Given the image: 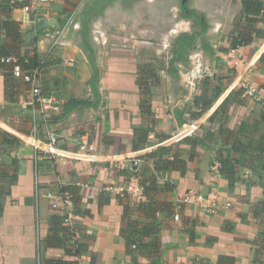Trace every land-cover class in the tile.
Returning a JSON list of instances; mask_svg holds the SVG:
<instances>
[{
	"label": "crops",
	"instance_id": "0c3cea01",
	"mask_svg": "<svg viewBox=\"0 0 264 264\" xmlns=\"http://www.w3.org/2000/svg\"><path fill=\"white\" fill-rule=\"evenodd\" d=\"M54 2L60 3L52 0L50 8ZM117 3L107 5L111 21ZM129 3L141 5L125 9L123 19H142V26L124 23L117 31L125 40L108 37L89 49L82 37L84 16L49 12V30L36 37L32 48L25 42L32 23L23 5L0 1V44L10 41L7 21L20 32L24 50L38 54L42 92L58 102L48 119L39 107L26 106L31 84L13 73L15 56L0 54V264H43L46 256L69 259L65 246L47 242L64 214L44 195L47 191L70 195L76 204L82 264H264V169L259 165L264 155L231 150L237 140L257 142L264 134V101L242 86L247 82L264 91V10L246 16L244 0ZM138 7L141 12H134ZM191 10L208 27L202 34ZM156 18L176 20L159 28L163 45H139L128 37L149 38ZM181 32L197 36L175 72L170 60ZM234 43L241 45L242 61L236 66L226 60ZM169 47V61L152 58L168 54ZM9 57L13 60L3 61ZM64 58H74L75 65L64 64ZM91 64L98 68V93L90 85L96 74L85 70ZM203 75L209 78L202 81ZM216 88L221 92L211 107L194 117L196 96L212 97ZM209 120L216 128L211 137L202 128ZM51 127L67 160L39 157L36 163L25 139L33 132L44 136ZM82 138L95 149L80 150ZM230 151L232 160L240 161L232 174L220 170V159ZM131 178L147 188L142 197H121L108 189ZM189 189L217 191L216 211L189 204L175 219V204Z\"/></svg>",
	"mask_w": 264,
	"mask_h": 264
},
{
	"label": "built area",
	"instance_id": "2783aa9c",
	"mask_svg": "<svg viewBox=\"0 0 264 264\" xmlns=\"http://www.w3.org/2000/svg\"><path fill=\"white\" fill-rule=\"evenodd\" d=\"M1 1V0H0ZM12 5L22 4L26 13L27 20L38 25L39 29L43 31L49 30V25L46 21H41L40 16L46 15L50 9V3L52 0H8ZM264 2V0H263ZM73 21V20H71ZM47 35H50L47 32ZM239 48V47H238ZM238 48L232 49V56L228 59L231 65L236 66L241 63L242 58L237 54ZM13 60L12 58H3V61ZM64 64L70 66L75 65L74 58H64ZM13 73L15 76L20 77L23 81L31 84L30 97L25 101L26 106L39 107L44 119H48L52 116L53 112L58 108V102L54 97L45 96L42 92V86L39 78L40 67H36L33 70H24L18 63L13 65ZM243 88L247 94L257 101H264V91L262 88L249 84L243 83ZM60 135L55 129L47 128L44 136H39L35 132L29 134L25 139V143L33 148L34 158L37 160L39 157H48L55 161L59 160L66 162V155L61 153L60 147ZM79 148L82 151L95 149V145L90 142L87 138H82L79 141ZM118 193L121 197H142L145 193V185L137 178H131L130 180L108 187ZM44 195L52 197L54 200L53 207L61 210L65 215V224L71 227L70 244L76 246L77 242L80 241V237L76 232L75 219L77 214L75 213V203L70 195L54 196L52 191H47ZM219 193L215 190H210L207 193L199 192L195 189H189L184 192L177 200L175 204V219L180 218V211L184 206L189 204H195L200 209L206 212H215L216 206L219 201ZM135 247V245H134ZM82 263V257H79Z\"/></svg>",
	"mask_w": 264,
	"mask_h": 264
},
{
	"label": "trees",
	"instance_id": "16d2710c",
	"mask_svg": "<svg viewBox=\"0 0 264 264\" xmlns=\"http://www.w3.org/2000/svg\"><path fill=\"white\" fill-rule=\"evenodd\" d=\"M8 2V0H5ZM183 9H187L186 6H183ZM264 10V2L263 0H244V13L246 16L248 15H259L261 11ZM191 16L195 17V22L198 26H201V32H205L207 30V26L202 23V17L197 13L196 10L189 11ZM4 26L6 27L8 37H10V41L3 42L0 44V54L4 55H13L17 58L16 63H18L23 69L25 70H33L36 67L40 66L39 56L34 52H29L28 50H24L22 47V41L20 38V32L16 30L15 26L9 25V22H5ZM82 37L86 45L89 49L92 48L91 44L89 43V36L86 32V22L85 20L82 22ZM196 34H189L187 32H181L175 39L174 42V49H173V57L170 60V66L173 71L176 72L175 65L177 61L184 60L186 55L188 54L189 50L195 47V39ZM202 46H205L203 43ZM239 43L232 44L231 48L235 49L240 47ZM260 61H264V53L260 57ZM97 74L94 76L93 80L90 82V85L95 93L99 92L97 86ZM219 88L215 89L214 94L212 97H208L205 94L196 96L195 98V105L198 107L199 111L194 114V117H200L207 109H209L214 101L215 98L218 97L220 94ZM71 108H68V111ZM262 121H264V112L262 115ZM181 122H185V120L181 119ZM247 122L244 121L242 125L241 132L245 130ZM5 138L9 141L15 140V138L9 134L5 133ZM231 150L239 151V152H247L248 150L256 151L258 154L264 155V134H262L257 142L250 140L249 142L244 143L242 140H237ZM221 168L220 170L224 173L232 174L235 171V163H239L240 161L236 160L233 161L231 158V151L228 154L227 158L220 159ZM185 164V161H183ZM259 165L261 168L264 169V162H260ZM256 169V168H255ZM147 188L145 187V192ZM2 198V192H0V200ZM261 206L264 209V200L261 202ZM3 211V207L0 202V214ZM75 213L77 214L76 204H75ZM66 215L58 216V221L60 225L57 229L48 236L47 242H51L55 245L65 246L66 254L69 256V259H65L63 257H49L46 256L43 259V264H82L79 260V257L82 255L84 251V244L82 242H77L76 246L70 244V237L71 235V227L65 224ZM137 247V244L135 245ZM154 247L158 249L157 243L154 244Z\"/></svg>",
	"mask_w": 264,
	"mask_h": 264
},
{
	"label": "rangeland",
	"instance_id": "374dc122",
	"mask_svg": "<svg viewBox=\"0 0 264 264\" xmlns=\"http://www.w3.org/2000/svg\"><path fill=\"white\" fill-rule=\"evenodd\" d=\"M111 0H59V4L55 5V2L52 4V7L49 9V12H56L57 15L62 16V15H70L72 13H76L78 16H84V20L86 22V32L88 33L89 36V43L90 44H101V43H107L109 41L108 37H111L112 40H118L121 41L125 40L122 37V35H119L117 29L118 28H122L120 26H124V23H128L129 25H132L134 28H137V26H142V19H132L131 20H124L123 16L125 15V11L128 8H132L134 6H137L139 4L137 3H129V0H117L118 3L115 5L114 11H115V19L113 21H111L108 16H107V12H108V8L107 5L110 4ZM141 5V4H140ZM139 5V6H140ZM122 9H124L122 11ZM126 9V10H125ZM182 16L183 19L187 20L186 18L189 16L188 15V9H182ZM48 12V13H49ZM134 12H141V7H138V9H134ZM47 13V14H48ZM49 13V14H50ZM46 14V15H47ZM123 14V15H122ZM141 14V13H140ZM181 14V13H180ZM46 15H41L40 16V20L41 21H46ZM111 15V14H110ZM152 28L155 29L154 34H151V36L149 38H144L143 36H141L140 34H136V35H129L128 37L132 38V40L135 42V44H143L147 43L148 41L152 42V45H159L162 44L163 45V35H161L158 30L159 28L161 29H165V26L168 25L170 22L172 23L171 25L174 26L173 23H175V19L172 20H159V18L156 19H152ZM32 26V32H28V30L26 31V39L25 42L27 45L30 44V46L33 48L35 47V39L36 37H38V35L40 36L41 34L44 33L43 30L39 29L38 25H34L31 24ZM119 30V29H118ZM95 32L99 35V39H95ZM36 33V34H35ZM109 33V34H107ZM172 39V37H170V40ZM171 44V41H170ZM171 47H169L166 51L165 54L164 52L160 53L161 55L159 56L158 54H154L155 57H152L154 59H157L159 61H161L160 63H162V61H169V59L171 58L170 56L172 55L170 52ZM94 55V52L93 54ZM141 58V56H138ZM230 57H227L226 60L228 61ZM227 66H229L227 64ZM227 69L231 70V71H236V68H232V67H227ZM85 70L88 74H91L92 76L96 74V72L98 71V68L94 65H90L89 68L85 67ZM203 70V68H202ZM204 71H202V74ZM223 74L225 75L224 71ZM232 75V74H231ZM227 78L228 76H230L229 74L226 75ZM202 81H204L205 79L209 78L207 76L201 77ZM80 89L82 90L83 87L80 86ZM214 120H209L206 123H203V127L204 130H207V136L211 137L216 133V128H214L215 126H213ZM215 130V131H213ZM205 136V135H204Z\"/></svg>",
	"mask_w": 264,
	"mask_h": 264
}]
</instances>
